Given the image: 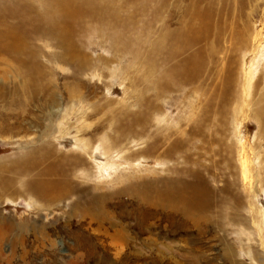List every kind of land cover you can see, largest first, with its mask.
Listing matches in <instances>:
<instances>
[{
    "label": "rangeland",
    "instance_id": "obj_1",
    "mask_svg": "<svg viewBox=\"0 0 264 264\" xmlns=\"http://www.w3.org/2000/svg\"><path fill=\"white\" fill-rule=\"evenodd\" d=\"M232 1L237 2L238 0ZM251 2L255 7L252 14L254 17L252 15L248 18L243 16L244 21L246 20L253 30L262 32L264 29V0H251ZM38 3L39 0H34L35 5ZM113 4L130 16H134L138 10L143 9V6L148 7L149 11L158 10L160 19L154 22L152 35L150 33L148 38H156L158 34H168L165 35V40L170 41V32L174 30L177 33V26L180 24L185 30L179 36H184L191 31L187 24L192 23V0H113ZM221 4H224V0H216V5ZM249 5L243 8L249 10L252 8L251 3ZM234 13L236 12L234 11ZM234 13L231 12L228 15V22L238 21V14L236 16ZM151 15L154 14L148 12L146 16L151 17ZM141 27L144 26L139 23L138 30L142 29ZM134 30L136 31L135 28ZM41 32L40 36L43 38L45 37L43 33L48 31ZM226 35L223 42L228 45L230 36L228 32ZM85 39L91 43L87 47L85 46V52L92 56L93 61L96 59V62L92 63L96 69L95 72L83 75L93 92L85 89L86 100L81 103L82 105L73 108L72 119H70L73 124L69 130L70 133L61 140L57 148L62 146L60 150L65 151L73 149L74 145L71 144L75 143V140L72 136L75 134H78V137L82 138L84 142H90V138L100 137L104 147L112 148L113 146L115 149H122L119 152L120 160L128 159L130 161L133 158L131 161L136 165L134 164L124 171L123 175L127 176L126 180L121 182L122 184H119L115 179H110L108 175L101 178V175L97 170L94 171L93 167L91 171L94 172L90 178L76 172L75 177L79 182L77 185L76 183L70 184L67 197L60 200H49L46 204L39 206L34 203V197L29 200L27 183L34 178H39L34 173L46 166L48 162L44 160L42 167L38 166L34 173L23 175L24 172L16 164V161L24 156L25 150L30 147L26 142L35 139L34 137L42 133L47 120L39 114L40 120L35 121L37 117L34 112L37 109L33 104L20 105L17 103L11 106L6 102L8 99L0 100V264H264V226L261 228L260 225H254L249 218H246L248 220L245 222V219H241L239 216L242 213L240 211H243V215L244 213L249 214L248 206L251 203L258 211L255 215L260 218L264 217L262 215L264 211L258 210H264V188L253 192L251 187L249 189V181L242 179L239 166L237 167V153L235 154L237 146L233 144L229 147V144L234 142L233 119L228 117L227 122L222 125L223 117H220V114V116L215 115L214 109L204 108L207 111V115H205L198 106L200 105L199 94L192 92V84L186 83L183 85L184 87H180L178 84V89L163 93L165 94L163 98L156 99L154 97L152 99L155 103L158 102L161 115L164 116L161 117L162 119L154 117L156 113H153L150 117L151 125L147 128L143 127L145 130L137 125L136 130L126 131L121 141L114 139V136L117 135L114 130L117 125L108 120L120 112L124 115L127 108H129L127 112L130 109V111L139 109L136 104L137 100L134 98L135 92L133 94V89L129 84L127 85L128 78L124 76L126 69L135 70L138 65L128 57L123 59L118 56L114 57L107 41L98 40L94 36L89 38L88 35L85 36ZM39 45L42 47L41 44ZM43 49L45 51L59 50L53 47ZM99 56L110 57L113 61L109 62V66L102 63L98 59ZM45 61L50 64L47 59ZM56 69L58 71L56 84L62 91L61 88L65 81L72 80L67 76L71 75V70L60 67H56ZM205 71H208L207 74ZM203 72L199 81L208 88L207 95L212 92L213 85L217 84L219 79L211 75L208 66ZM5 81L7 82V80ZM197 84L199 83L197 82ZM95 100L97 109L93 105L91 106ZM80 107L83 109L82 111L79 110ZM46 108L45 110H47ZM129 117L130 114L126 116V119ZM197 121L201 123L206 135L190 133L192 124ZM245 121H243V125L241 124L243 130L241 133L248 140V148H246L248 152L250 144L255 140L262 141V137L257 135L259 127L255 120ZM218 127L222 129L219 130ZM161 138L160 142L163 143L160 151H164L173 140L183 143L182 147L180 146L174 152V159L162 160L158 164L155 163L156 161L154 162V159L157 162L158 159L149 152L146 153L145 148L149 142L153 143L155 139L160 140ZM86 146L88 150L91 144ZM201 151H206L207 154L201 155ZM139 157L141 158L139 159ZM197 157L203 163L211 166L210 171L205 169L204 174L207 177L210 176L209 178L212 176L210 185L214 189L211 190L210 200L212 202L209 207L204 212L196 211V221L193 222V219L191 220V217L186 214L183 216L181 210L172 211L157 204L142 203L139 196L143 194L142 192L145 194H154L155 192L150 187L137 185L135 181H149L153 174L169 177V180H161V182L158 180L159 186H164L165 181L167 183L181 181L179 183L180 191L182 190L185 196L189 194L192 196V175L187 174L184 169L192 168V159ZM159 158L164 157L160 156ZM88 160L90 161V158ZM173 162L183 169L178 173L164 170ZM69 167L73 168L71 164ZM158 168L160 169L158 170ZM102 173L106 174L105 171ZM229 182L232 183L231 188L223 189ZM127 183H133L137 187L133 184L126 186ZM219 186L223 188L220 189ZM221 190L222 192H220ZM231 196L233 200L230 202ZM250 256L258 263L253 261Z\"/></svg>",
    "mask_w": 264,
    "mask_h": 264
},
{
    "label": "bare ground",
    "instance_id": "obj_2",
    "mask_svg": "<svg viewBox=\"0 0 264 264\" xmlns=\"http://www.w3.org/2000/svg\"><path fill=\"white\" fill-rule=\"evenodd\" d=\"M249 3H251L252 8L249 10L243 8ZM253 4L251 0H238L237 2L224 0V4L218 6L216 0H192V23L187 24V27L191 29L190 33L179 36L185 30L180 24L177 26V33L172 30L170 41H166L165 35L168 34L165 33V35L158 34L156 38H148L153 30L154 22L159 20L160 16L158 10L149 11L148 7L145 6L138 10L134 16H130L115 7L113 0H39L37 5L34 4V0H0V100L8 99L6 102L11 106L17 103L20 105L33 104L34 108L37 109L34 112L37 117L35 121L40 120L39 114L47 120L42 133L34 137L35 139L26 142L30 147L25 150V155L17 161L15 160L24 172L23 175L34 173L38 166L42 167L45 161L48 162L46 166L34 173L39 178H34L27 183L29 200L34 197V203L40 206L49 200L54 201L67 197L70 184L76 183L77 185L79 182L75 177L76 172L90 178L92 172L97 170L101 178L108 175L110 179H115L120 184L126 180L127 175H123L124 171L135 164L131 161L133 158L130 160L131 162L125 158V160L122 159L123 161L120 160L119 152L122 149H115L113 146L110 148L106 145L107 149L103 146L100 137L90 138V142H84L82 138L78 137V134H75L72 136L75 140V143L71 144L74 145L73 149L65 151L60 150L62 146L57 148L72 128L73 123L70 119H72L73 108L80 106L86 100L85 89L93 92V89L90 90L89 83L83 78L84 74L96 70L92 65L96 59L94 62L92 56L85 52V46L91 44L88 39H85L87 35L89 38L94 36L98 40L107 41L114 57L118 56L120 59L128 57L138 65L135 70L126 69L124 76L128 78L127 85L129 84L130 88L133 89V94L135 92L134 98L137 100L136 104L139 109L136 111L135 109L130 111V109L127 112L129 108L126 107L124 115L118 111L120 113L108 120L117 125L116 128L114 127L115 133H117L114 139L121 141L125 136L124 133L128 130H136L137 125L145 130L143 127L147 128L151 125L150 117L153 113H156L154 117L162 119L161 117L164 116L161 115V108L159 109L158 102L155 103L152 99L154 97L156 99L163 98L165 95L163 93L172 92L176 88L178 89L179 85L184 87V84L190 83L192 84V92L199 94L200 105L198 106L205 115H207V111L204 108L214 109L215 115L220 114L221 116H219L223 117L222 125L227 122L228 117L233 119L234 142L230 143L229 147L233 144L237 146V152H235L238 159L237 167L239 166L242 179L249 181V189L251 187L253 192L262 190L264 188V29L262 32H257L249 23H246V20L244 21V17L248 18L254 13ZM148 12L154 15L148 17L146 16ZM231 12L236 16L238 14L237 23L234 20L227 21ZM240 18L243 20L241 23ZM139 23L144 26L140 30H138ZM41 31H48L46 32L47 35L43 33L45 36L43 38L40 36ZM227 32L230 36L228 45L223 42ZM39 44L43 48L50 47L51 49L53 47L59 50L45 51ZM45 59L50 64H47ZM98 59L109 66V62L113 61L106 56H99ZM207 66L211 75L219 79L217 84L213 85L212 92L207 94L208 96L206 95L208 88L199 81ZM56 67L71 70V75L67 76L72 80L65 81L61 88L62 91L56 84L58 74ZM125 77L123 79L126 80ZM10 78L12 80H9ZM209 87L211 88L210 85ZM202 95L204 97H201ZM92 105L97 109L96 100L92 102ZM79 110L82 111L83 109L80 107ZM129 114L130 117L126 119ZM66 118L68 119L67 123ZM251 119L257 122L259 127L257 135L262 137V141L255 140L252 142L247 152L248 140L241 133L243 131L241 124L244 123L243 121ZM191 128L190 133L207 134L203 131L199 121L192 124ZM218 129L221 130L222 128L218 127ZM102 138L104 137L102 136ZM105 138L107 139L106 136ZM161 140L162 138L160 140L155 139L153 143L149 142L145 148L146 153L149 152L158 159V162L154 159V162L156 161L155 163L158 164L162 160L174 159V152L183 143L173 140L165 149L163 148L164 151H160L163 143L160 142ZM120 141L118 142L120 143ZM88 144L91 146L87 150L86 145ZM136 150L139 152L138 149ZM157 152L158 154H156ZM249 152L250 154H248ZM205 153L207 154L206 151H201V155H205ZM86 154L93 163L88 160ZM160 156L164 158H159ZM68 162L72 167L74 162L75 166L70 168L67 165ZM192 164L194 165L192 168L184 169L187 174L192 175V187L189 186L192 188V196L190 194L185 196L182 190L180 191L179 183L181 181L168 183L165 181L164 186H159L158 180L160 182L161 180H169V177L153 174L149 181L143 179H140L143 180L141 182L135 181L137 185L150 187L155 192L154 194L142 192L143 194L139 195L142 203L157 204L172 211L181 210L183 216L186 214L191 217H189L191 220L193 219V222L196 221V211L204 212L212 202L210 197L213 187L210 185L212 176L209 178L210 176L207 177L204 174V171H210L211 166L203 163L198 157L192 159ZM92 167L94 171H91ZM148 168L151 169L149 166ZM228 168L230 167L228 166ZM181 169L183 168L178 167V164L173 162L164 170L178 173ZM103 171L106 174H103ZM219 182L221 183L220 180ZM131 184L133 183H127L126 186ZM231 184L229 182V184H225L224 188L219 187L229 190ZM135 187L137 186L135 185ZM118 190L121 191V189ZM227 198L229 199V197ZM231 198L230 202L233 200L232 196ZM248 207L250 208L249 217L240 211L242 212L239 215L240 218L245 219V222L248 220L246 218H249L254 225H260L262 228L264 217L260 218L255 215L258 211L251 203ZM258 210L264 211L263 209ZM244 221L242 222L244 223ZM252 260L255 261L253 257Z\"/></svg>",
    "mask_w": 264,
    "mask_h": 264
}]
</instances>
